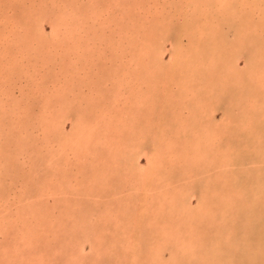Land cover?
<instances>
[{"label": "rangeland", "instance_id": "rangeland-1", "mask_svg": "<svg viewBox=\"0 0 264 264\" xmlns=\"http://www.w3.org/2000/svg\"><path fill=\"white\" fill-rule=\"evenodd\" d=\"M0 264H264V0H0Z\"/></svg>", "mask_w": 264, "mask_h": 264}]
</instances>
